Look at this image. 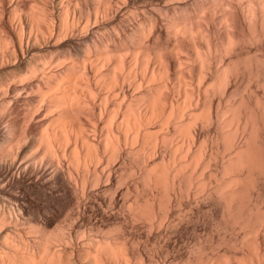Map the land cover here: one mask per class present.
I'll return each instance as SVG.
<instances>
[{
	"label": "bare ground",
	"instance_id": "1",
	"mask_svg": "<svg viewBox=\"0 0 264 264\" xmlns=\"http://www.w3.org/2000/svg\"><path fill=\"white\" fill-rule=\"evenodd\" d=\"M263 186L264 0H0V264H264Z\"/></svg>",
	"mask_w": 264,
	"mask_h": 264
},
{
	"label": "rangeland",
	"instance_id": "2",
	"mask_svg": "<svg viewBox=\"0 0 264 264\" xmlns=\"http://www.w3.org/2000/svg\"><path fill=\"white\" fill-rule=\"evenodd\" d=\"M257 89H261V87H259V88L257 87ZM244 90H245V89H244ZM245 91H247V90H245ZM257 91H258V90H257ZM259 91H261V90H259ZM263 189H264V186H263Z\"/></svg>",
	"mask_w": 264,
	"mask_h": 264
}]
</instances>
